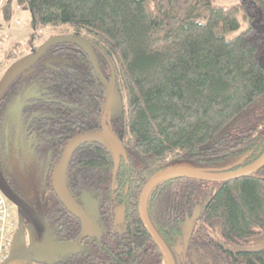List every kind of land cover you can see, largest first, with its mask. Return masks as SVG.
Segmentation results:
<instances>
[{
    "label": "trees",
    "instance_id": "1",
    "mask_svg": "<svg viewBox=\"0 0 264 264\" xmlns=\"http://www.w3.org/2000/svg\"><path fill=\"white\" fill-rule=\"evenodd\" d=\"M14 1L29 12L31 33L24 46L5 50L6 70L35 56L55 36L79 37L88 45L53 43L3 94L24 87L45 92L50 100L39 105L40 112L68 118L49 130L51 136L67 135L60 152L84 133L104 132L107 138L110 132L118 141L115 153L102 137L75 145L64 170L66 186L128 187L130 217L137 220L144 183L169 164L219 167L235 157L245 165L264 151L263 0H238L232 6L214 0ZM12 13V0H3L2 20L9 21ZM44 28L53 31L41 40ZM109 104L118 111L110 127ZM233 118L229 130L216 137ZM258 173L264 176V167ZM186 181H162L147 198L148 219L165 244L181 237L189 214L181 205L190 198L205 204L191 239L197 251L206 249L208 237L214 241V232L222 244L241 249L264 234V179ZM142 233L146 264H163ZM227 258L236 264H264V250Z\"/></svg>",
    "mask_w": 264,
    "mask_h": 264
},
{
    "label": "flooded vegetation",
    "instance_id": "2",
    "mask_svg": "<svg viewBox=\"0 0 264 264\" xmlns=\"http://www.w3.org/2000/svg\"><path fill=\"white\" fill-rule=\"evenodd\" d=\"M46 61H40V64ZM24 88L27 90L11 89L0 97V174L12 197L9 199L4 195L15 219L13 249L15 253H24L18 254L17 263L146 264L147 244L142 229L148 233L139 216L138 200L136 220V216L131 214L130 217L128 187L66 186L58 177L56 167L65 147L60 152V142L67 135L51 136L49 130L52 124L68 122V118L65 113L56 119L54 114L40 112L39 105L48 104L50 99L45 92ZM112 119L107 116L108 127ZM241 162L235 157L226 158L218 168L233 171L253 163L243 165L242 159ZM261 169L245 177L264 179L258 173ZM176 180H187L186 184L199 181ZM188 200L181 205L182 210L189 211L181 226V237L171 238L168 244L163 242L174 264H236L231 263L227 254L241 258L264 250V234L257 239L254 237L241 249L222 244L217 232L211 233L214 241H209V237L206 239V249H193L191 239L197 233L196 219L205 204L193 202V198ZM190 221L188 235L187 223ZM201 234L204 236L203 232ZM205 234L208 233L205 231Z\"/></svg>",
    "mask_w": 264,
    "mask_h": 264
},
{
    "label": "water",
    "instance_id": "3",
    "mask_svg": "<svg viewBox=\"0 0 264 264\" xmlns=\"http://www.w3.org/2000/svg\"><path fill=\"white\" fill-rule=\"evenodd\" d=\"M264 1V0H263ZM60 41H68L73 42L79 45H82V47L85 49L88 45V42L82 38L79 37H73L68 35H59L52 37L45 41L40 48L37 51V54L35 56H30L20 62H17L10 66L1 76L0 78V97L6 90V88L22 73H24L28 68L34 65L39 55L47 49L50 45L56 42ZM114 72L111 71V78L110 83L108 87V96L109 98L113 97V85H114ZM110 103V102H109ZM112 105V104H111ZM115 105V104H114ZM113 105V106H114ZM109 107L111 109V106L109 104ZM108 107V109H109ZM236 118H233L230 120L217 134L216 137H219L223 135L225 132H227L231 126V124L234 122ZM102 137L104 139H107V144L109 145V148L113 151V153L118 151V141L114 135H112L110 132H108V137L105 138L104 132H92V133H84L77 135L73 137L71 140H69L62 152V155L60 157L59 162L57 163L56 170L58 172V177L60 179L64 180V170L66 167V163L69 157V154L73 147L79 143H82L84 141L90 140L92 138ZM102 140V139H101ZM264 166V152L251 164L244 166L240 169H236L233 171H226L223 168L218 167H202V166H193L190 163L184 162V161H175L168 166L164 167L163 169L157 171L154 173L143 185L141 192L139 194L138 198V211L139 216L143 222V225L157 247L162 260L163 264H174L171 254L168 250V248L165 246L159 235L156 233V231L151 226L149 220L147 219L146 215V202L147 198L151 192V190L160 182L170 179H178V178H187V179H194L199 181H205V182H225L229 180H234L238 178H242L248 175L253 174L254 172L258 171ZM116 168V160H114V167H113V174L115 172ZM0 190L2 193L8 197L9 199H12V197L9 194V191L6 188V185L3 181V178L0 174ZM191 229V221L187 223V231L188 235L190 233ZM18 254L24 255V253H15L13 247L10 248L9 257L7 260L2 264H18L17 262L19 260L17 259Z\"/></svg>",
    "mask_w": 264,
    "mask_h": 264
},
{
    "label": "rangeland",
    "instance_id": "4",
    "mask_svg": "<svg viewBox=\"0 0 264 264\" xmlns=\"http://www.w3.org/2000/svg\"><path fill=\"white\" fill-rule=\"evenodd\" d=\"M237 2L238 0H214V3L219 6H232ZM2 3L3 0H0V7ZM12 5L13 13L9 21H3L0 16V76L4 73L7 66L9 65L4 57L5 50H8L14 44L17 46H24L28 36L31 33L29 12L24 8L17 6L14 0H12ZM52 31L53 30L49 28L40 29L39 33L41 35V40H44L50 33H52ZM113 105L114 104L111 105V109L109 111V117L112 118L118 114L115 105Z\"/></svg>",
    "mask_w": 264,
    "mask_h": 264
},
{
    "label": "built area",
    "instance_id": "5",
    "mask_svg": "<svg viewBox=\"0 0 264 264\" xmlns=\"http://www.w3.org/2000/svg\"><path fill=\"white\" fill-rule=\"evenodd\" d=\"M1 36V33H0ZM15 230V219L0 190V264L9 257Z\"/></svg>",
    "mask_w": 264,
    "mask_h": 264
}]
</instances>
